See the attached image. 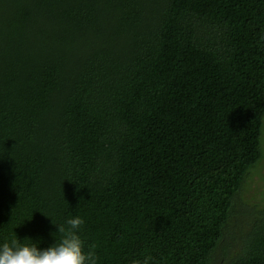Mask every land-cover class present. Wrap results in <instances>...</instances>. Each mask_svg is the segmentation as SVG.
Returning <instances> with one entry per match:
<instances>
[{
    "label": "trees",
    "instance_id": "obj_1",
    "mask_svg": "<svg viewBox=\"0 0 264 264\" xmlns=\"http://www.w3.org/2000/svg\"><path fill=\"white\" fill-rule=\"evenodd\" d=\"M263 128L264 0H0V245L80 216L99 264H264Z\"/></svg>",
    "mask_w": 264,
    "mask_h": 264
},
{
    "label": "clouds",
    "instance_id": "obj_2",
    "mask_svg": "<svg viewBox=\"0 0 264 264\" xmlns=\"http://www.w3.org/2000/svg\"><path fill=\"white\" fill-rule=\"evenodd\" d=\"M53 224L58 228V233L53 234L54 245L41 250L37 243H22L15 236L0 245V264H99L98 245L86 242L80 234L85 225L82 217L73 216L64 224L54 221ZM152 261L153 257L147 255L132 264H152Z\"/></svg>",
    "mask_w": 264,
    "mask_h": 264
},
{
    "label": "rangeland",
    "instance_id": "obj_3",
    "mask_svg": "<svg viewBox=\"0 0 264 264\" xmlns=\"http://www.w3.org/2000/svg\"><path fill=\"white\" fill-rule=\"evenodd\" d=\"M260 138L264 148V128L261 129ZM263 153H264V149ZM264 156V155H263ZM264 205V158L252 174L247 178L245 186L237 200V215L230 221V226L235 234L246 233L249 230L252 219L251 212L255 213L263 208Z\"/></svg>",
    "mask_w": 264,
    "mask_h": 264
}]
</instances>
